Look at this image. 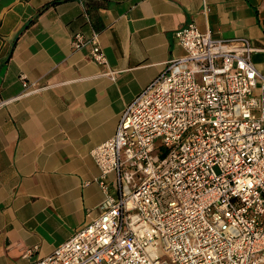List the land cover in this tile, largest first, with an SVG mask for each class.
<instances>
[{"label": "built area", "instance_id": "obj_1", "mask_svg": "<svg viewBox=\"0 0 264 264\" xmlns=\"http://www.w3.org/2000/svg\"><path fill=\"white\" fill-rule=\"evenodd\" d=\"M175 36L185 55L91 151L101 215L44 259L30 262L35 249L26 251L23 264H264V75L255 49L193 23ZM71 46L116 81L98 33H75Z\"/></svg>", "mask_w": 264, "mask_h": 264}, {"label": "crops", "instance_id": "obj_2", "mask_svg": "<svg viewBox=\"0 0 264 264\" xmlns=\"http://www.w3.org/2000/svg\"><path fill=\"white\" fill-rule=\"evenodd\" d=\"M206 4L207 13L204 0H0V264L26 263L31 249L28 261L44 259L101 215L91 151L185 55L177 31L193 23L249 39L264 75V0ZM78 32L100 35L115 82L88 50L72 49Z\"/></svg>", "mask_w": 264, "mask_h": 264}, {"label": "trees", "instance_id": "obj_3", "mask_svg": "<svg viewBox=\"0 0 264 264\" xmlns=\"http://www.w3.org/2000/svg\"><path fill=\"white\" fill-rule=\"evenodd\" d=\"M57 3V2H56Z\"/></svg>", "mask_w": 264, "mask_h": 264}]
</instances>
